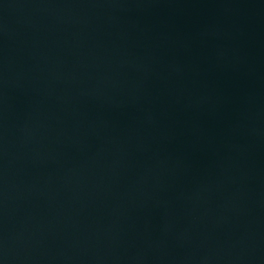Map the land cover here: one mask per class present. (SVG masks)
Listing matches in <instances>:
<instances>
[{
  "label": "water",
  "instance_id": "obj_1",
  "mask_svg": "<svg viewBox=\"0 0 264 264\" xmlns=\"http://www.w3.org/2000/svg\"><path fill=\"white\" fill-rule=\"evenodd\" d=\"M0 264H264V0H0Z\"/></svg>",
  "mask_w": 264,
  "mask_h": 264
}]
</instances>
